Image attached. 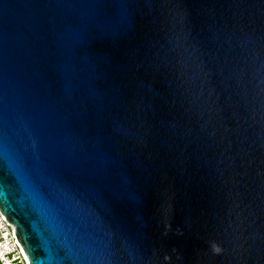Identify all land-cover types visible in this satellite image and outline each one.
Listing matches in <instances>:
<instances>
[{
	"label": "water",
	"instance_id": "obj_1",
	"mask_svg": "<svg viewBox=\"0 0 264 264\" xmlns=\"http://www.w3.org/2000/svg\"><path fill=\"white\" fill-rule=\"evenodd\" d=\"M0 213L27 264H264V0H0Z\"/></svg>",
	"mask_w": 264,
	"mask_h": 264
},
{
	"label": "built area",
	"instance_id": "obj_2",
	"mask_svg": "<svg viewBox=\"0 0 264 264\" xmlns=\"http://www.w3.org/2000/svg\"><path fill=\"white\" fill-rule=\"evenodd\" d=\"M0 264H27L23 250L14 236V228L0 213Z\"/></svg>",
	"mask_w": 264,
	"mask_h": 264
}]
</instances>
